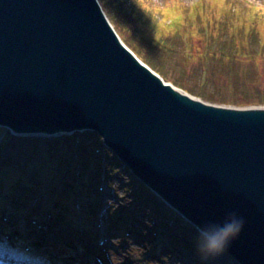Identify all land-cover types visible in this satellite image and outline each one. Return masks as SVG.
<instances>
[{
    "label": "water",
    "instance_id": "1",
    "mask_svg": "<svg viewBox=\"0 0 264 264\" xmlns=\"http://www.w3.org/2000/svg\"><path fill=\"white\" fill-rule=\"evenodd\" d=\"M0 127L96 132L194 227L243 219L225 253L264 264V106L205 102L165 82L98 0H0Z\"/></svg>",
    "mask_w": 264,
    "mask_h": 264
},
{
    "label": "rangeland",
    "instance_id": "2",
    "mask_svg": "<svg viewBox=\"0 0 264 264\" xmlns=\"http://www.w3.org/2000/svg\"><path fill=\"white\" fill-rule=\"evenodd\" d=\"M199 1L200 0H98L107 19L120 39L130 44H136L139 48L137 46H135V48L138 51H142L143 55L147 59H150L153 65L163 67L173 78L182 79L183 86H180L182 90H186L187 93L198 97V94L203 91V82L201 81L200 75L201 71L205 69L208 70V77L206 79L207 84L205 83L206 88L208 87L211 89L208 84L210 85L211 81L213 82L221 79V89H223L224 92L235 90L236 85L231 82V78L227 75L229 72L222 68L228 60H230L232 64H238L239 60H242L243 67L237 74L244 76L246 73H252L255 77L251 85V90L258 92L248 91L247 86L249 83L242 85V88L250 96L259 94L260 100H262V94H264V13L242 10V7H238V10L236 9V11H239L240 15L238 18L234 8L231 7L235 2L233 0H230L231 3L233 2L230 6H228L227 0ZM240 2H243L244 6L247 8L257 7L264 9V0H240ZM140 10L143 14L140 13ZM145 12H147L146 16L144 15ZM141 16L147 19L146 21L149 22V24L143 22L140 26L137 25L139 23L138 18L144 19L141 18ZM149 27L155 29V36L159 33L162 34L164 46L168 48H172L173 46L174 51L171 57H166L165 54L163 56L162 53H158L154 46H152V34L145 30H148ZM132 29L137 30L138 35L135 34ZM255 29L258 31V38L254 35ZM145 32L150 36L145 35ZM131 36H138L141 38V43L137 44ZM261 51H263V53H261ZM213 55H217L218 63H210ZM204 56H206V58H204ZM198 61L199 65L192 67L191 64L197 63ZM257 63L260 64L261 68H259ZM191 68H194V70ZM215 68L216 71L214 70ZM258 72H262V76H257ZM262 80L263 82L261 83ZM193 89H196L195 95ZM236 94L243 96L239 91H236ZM198 98L202 99L200 96ZM259 104L264 106V103ZM8 131L10 132V130L0 128V154L1 149L4 150L5 155L12 156L23 171L21 170V172L18 173L15 172V177H13L12 174L14 173L12 171H14V169L9 167L2 158L3 163L6 164L0 163V168L2 169L0 176L5 177L6 181L0 188V193H3V195H1L5 199L2 200L3 202L17 203L18 206L15 205L14 207V215H17L19 218H24L21 220L23 222L26 220L28 222V220H30L27 219L28 215H31L35 218L33 220L36 222V225H47L53 228L59 236H63L70 227L68 217L78 212L73 205L74 202H77L80 205L79 213L81 212L82 215L85 216L86 222L92 223L88 228L86 227V233L90 234L88 238L91 239L94 244L89 243V239H86L88 243L86 244L85 242V244L89 245L91 248L96 247L100 241L99 237H104V244L100 245L99 248L97 247L98 254L93 258L94 264L155 263L154 261L157 255H155L156 253H151V251H156L154 248L159 243V239H157V242H150V246H147V248H138L134 246V242L130 238L132 235L130 232L124 234L125 231L122 234H118L114 230V233L105 232L104 234L102 230L103 227H105V229L107 228L105 226L107 216L109 222L115 224L117 229L119 226L123 227L125 224H128V226L131 224L133 225V230L136 231L135 233L142 230L140 229L142 225L131 223L138 219L139 222L143 223V219L140 218L141 213L138 214V210L141 207L137 209L136 205H133L135 201H133L132 197L131 199L129 197L136 188L132 190L130 188H125L124 185H121L122 183H117L116 178L113 180V174H111L112 177H109V179H105L104 172L98 171V159L96 156L91 160L86 159L83 162L81 156L74 157L70 154L73 157L72 159L66 154L67 151L78 153L79 147L78 144H76L78 141H81L79 143L80 145L91 148L96 142L94 136L97 135L94 132L91 134L86 132L84 136L82 135L83 137L80 133H77L79 137L76 135H68L69 137H66L67 139L69 138L68 140L57 138L56 140L49 139L46 141H42L35 137H19L11 134V140L8 142L9 144L4 146V140L8 137L10 138L9 135H6ZM34 147L39 148V150H35ZM95 148H91L90 152L93 153ZM52 154H54V158H56L60 166H62L63 174H58L59 169L54 165L55 159L51 162L47 161V158ZM106 155L112 158L111 154ZM33 160L36 161V163H33ZM100 166L102 167V165ZM6 168H10L11 171H5ZM112 169L120 174L121 182L129 180L126 176V172L121 173L120 164L119 167L115 164ZM64 175L68 177L66 178ZM10 178H12V180H9ZM129 181L127 182L131 183V181ZM102 188L105 189L103 192H100V194L103 193L107 195L101 196L99 194ZM15 190H17L20 195L15 194L17 193ZM124 193L128 195V197H125ZM29 194L37 195L36 197H31ZM63 194L68 195V198L71 200V210L68 209V204H62L60 202L63 201L57 199V196ZM108 194H112L113 197L116 196V198L126 202L127 207H122L118 210L116 208V206H118L117 204L113 205L109 203L110 199H106L108 198ZM28 196L36 202L35 204L42 203L43 200H49L50 204L54 201L50 205L48 211V213L52 215L51 219L48 217V214H43L45 206H42V204H38L41 210L37 214L40 215H34L39 208L38 206L33 208H31L32 206L28 208L21 207L20 204L24 199H27ZM43 196H45V199H42ZM39 198L41 200H39ZM135 204L137 203L135 202ZM59 208L66 209V211L62 212ZM68 212L70 213L68 214ZM107 212H109V215L106 214ZM124 213L126 218H122ZM11 214V212H7L6 215L10 217ZM3 215L4 213L1 214V216ZM137 215L139 218H137ZM0 220L2 221V218H0ZM0 224L5 225V222H0ZM97 227H100L101 231L97 229ZM92 230L94 236L89 233V231ZM118 231L121 230L118 229ZM6 234L11 235L10 232ZM96 234L98 236H96ZM146 234H149V232ZM131 237L134 238L133 236ZM148 239L150 240L149 237ZM166 242L164 241L163 244L169 246ZM164 251L158 250L157 252L160 253L162 256L161 260L165 263L180 264V261H183L177 253L172 254V252L167 251L164 256L161 254L165 253ZM167 256H172L173 259L167 260L169 259ZM222 256L228 259L226 255L222 254ZM97 258L100 260L99 262L96 260ZM144 258L147 263L142 262Z\"/></svg>",
    "mask_w": 264,
    "mask_h": 264
},
{
    "label": "trees",
    "instance_id": "3",
    "mask_svg": "<svg viewBox=\"0 0 264 264\" xmlns=\"http://www.w3.org/2000/svg\"><path fill=\"white\" fill-rule=\"evenodd\" d=\"M228 3V6H230L232 3L231 1H227ZM232 8H234L235 12L237 13L238 15V18L240 17L239 15V11H236V8L237 7H242V10H252V11H257L258 13H264V9H260V8H257V7H250V8H247L244 6L243 2H240V0H237V2L235 4H232L231 5ZM236 7V8H235ZM141 9V8H139ZM137 9V10H139ZM140 13L143 14V12L140 10ZM147 12H145V16H146ZM132 15V14H131ZM244 15V14H243ZM141 18H144L141 16ZM147 19H139L138 18V24L137 25H141L143 22H145V24H149V22L146 21ZM143 30V29H141ZM146 32L148 31L151 35V39L153 38L152 40V46H154V48L156 49V51L158 53H162V55L166 57H171V54L173 53L174 49H173V46L172 48H168L166 46L163 45V36L162 34H158L157 36H155V29H151L150 27L147 29H145ZM132 31L138 35V31L137 30H133ZM145 32V33H146ZM143 35H144V32L142 31ZM258 31H256L255 29V36H258ZM145 35H148L147 33ZM150 36V35H148ZM132 39L135 40V42L137 44L141 43V38H139L138 36L137 37H134V36H131ZM256 39V37H255ZM124 41V40H123ZM124 43L142 60L144 61L145 63H147L152 69H154L156 72H158L160 75H162L166 80L168 81H171L172 83H174L175 85L177 86H183V82H182V79H179V78H173L170 76L169 72H167L163 67L159 66V65H153V63L151 62L150 59H147L142 51H138L135 46H137L136 44H130L126 41H124ZM138 47V46H137ZM139 48V47H138ZM264 51V49H263ZM263 51H261V53H263ZM199 56V55H198ZM198 56H197V59H198ZM204 58H206V56H204ZM210 58V57H209ZM234 59V58H232ZM214 62H217L218 63V58H217V55H213V58L212 60H210V63H214ZM227 63L223 65V68L222 69H225L229 72L228 77L231 78V82L236 85L235 87V90H232L230 92H224L223 89H221V79L220 80H217V81H211L210 85L208 84V86L211 88L209 89L208 87L206 88V84L205 86L203 87V91L198 94L201 98L205 99L206 101H209V102H213V103H219V104H232V105H250V104H259V103H264V94L263 95V99L260 100V97H259V94H256V95H248L247 92L242 88V85H245L247 83L248 86H247V90L250 91V92H258V91H252L251 90V85H252V82L254 81V75L252 73H249V74H245L244 76H240L237 74V72L239 70H241V68L243 67L242 66V60H239V63L238 64H232L230 62V60L226 61ZM192 67L193 66H198L199 65V61L197 63H193L191 64ZM190 65V66H191ZM257 65L261 68L260 64L257 63ZM192 70H194V68H191ZM216 71V68L214 69ZM252 72V71H251ZM257 76H262V72L260 74H258ZM263 80H264V74H263ZM263 80L261 81V83L263 82ZM264 87V86H263ZM262 87V88H263ZM227 89V88H226ZM236 91H239L243 94V96H239L238 94H236ZM193 93L195 95L196 93V89H193ZM6 134L8 135V133L6 132ZM91 134V133H89ZM96 139L97 136H94ZM27 141V140H26ZM6 145V144H5ZM4 145V146H5ZM37 147V146H36ZM34 147L35 150H39V148H36ZM89 149V150H88ZM106 154H111L113 157L114 155L109 151V150H105ZM9 154V153H8ZM66 154H68V157L70 158L71 155H73L74 157H77V156H81L83 158V162L87 159H92V158H95L93 157L92 153L90 152V148H87L86 146H83L81 145L79 147V151L78 153H71V152H66ZM72 158V157H71ZM3 159H4V162L6 161V163L8 164L9 167H11L12 169H14V171H12L14 174H12L13 177H15V172H21L22 168L20 166H18V162L10 155H5V152H4V156H3ZM57 160L56 158H54V154L50 155L48 158H47V161L51 162L52 160ZM58 161V160H57ZM25 162V161H24ZM32 162V161H31ZM34 162V161H33ZM6 163H3V164H6ZM27 163V162H25ZM102 165V167L100 166ZM114 161H108V160H105L104 162H102L101 160L98 159L97 161V168H98V171H102L104 172V176H105V179H109V177H112L111 174H114V176L112 177L113 180L114 178L118 177L119 174L117 173H114V170L112 169L114 167ZM101 167V168H100ZM2 170V169H0ZM7 172L11 171L10 168H6ZM23 171V170H22ZM122 172V171H121ZM9 180H12V178H10ZM17 180V179H16ZM6 181V178L3 177V181H2V184H4V182ZM15 194L18 195V191L15 190ZM148 203L151 204V209L155 211V214L157 217H160V218H163V217H166L167 218V221L165 222H161L160 225L161 227L164 229L163 230V235H165L166 237H168V241H170L171 243H176L178 241V236L176 235H173L172 232L178 230L180 228V224H181V219L178 218V217H172L171 219H169L170 216H168V212L165 211V206L162 205L161 203H159L158 201H155L153 200L152 198L150 199H147ZM14 203V202H12ZM163 216V217H162ZM170 224H167L169 223ZM177 239V240H176ZM181 247L184 248V249H187L188 247H190V245L188 244V241L184 238L181 239Z\"/></svg>",
    "mask_w": 264,
    "mask_h": 264
},
{
    "label": "clouds",
    "instance_id": "4",
    "mask_svg": "<svg viewBox=\"0 0 264 264\" xmlns=\"http://www.w3.org/2000/svg\"><path fill=\"white\" fill-rule=\"evenodd\" d=\"M195 227V252L201 264H213L239 237L244 221L232 213L222 223ZM0 264H51V258L32 241L0 232Z\"/></svg>",
    "mask_w": 264,
    "mask_h": 264
},
{
    "label": "bare ground",
    "instance_id": "5",
    "mask_svg": "<svg viewBox=\"0 0 264 264\" xmlns=\"http://www.w3.org/2000/svg\"><path fill=\"white\" fill-rule=\"evenodd\" d=\"M62 174H63V173H62ZM64 177L67 178L68 176H67V175H64ZM103 190H104V188H102V189L99 191V194H100V192H103ZM100 195H101V196H104V195H107V194H103V193H101ZM106 199H107V200L110 199L109 203H112L113 205H116V204H117L118 206H116V208H117L118 210H120V208H122V207H124V208L127 207V203H126V202H124L123 200L121 201L119 198H116V196L113 197L112 194H108V198H106ZM125 201H126V200H125ZM73 205H74V207H75L76 209H79V205H78L77 202H74ZM133 205H136V204L133 203ZM69 207H72L71 202H70V204H69ZM137 216H138V215H137ZM137 218H139V216H138ZM140 218L143 219V223H142V222H139V224H141L143 228L148 229V230H151L152 232H154L153 235L151 234V235L149 236L150 240L147 238L146 241H149V242H151V243L157 242V236L155 237V234L158 235L160 228H162L161 225L158 224V221H157V220L152 219V218H150V217H148V216H146V215H141ZM138 221H139V219H138ZM112 226L115 227L116 225H115V224H112ZM180 230H181V231H184L183 228H180ZM181 233H183V232H181ZM181 233H180V234H181ZM160 237H161V238H164V237H165V235H163V233L161 232V230H160ZM130 238L133 239L131 236H130ZM177 239H178L179 244H181V238L178 237ZM180 246H181V245H180ZM193 247H195V246H193ZM193 247H190V248H193ZM183 249H184V248H183ZM52 250H53V251H52V254L55 255V256L58 258V261H59L61 264H67V263H69V262L67 261L68 259H67V256H66V254H65L64 251H62V250H60V249H57V248H55V247H52ZM184 250H186V251H190L189 248L184 249ZM69 257L72 259L71 256H69ZM72 260L75 261L74 259H72ZM224 260H225L224 257L219 256V257H218L213 263H214V264H223ZM197 262H198L199 264H201L200 259H198Z\"/></svg>",
    "mask_w": 264,
    "mask_h": 264
}]
</instances>
